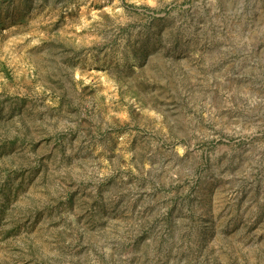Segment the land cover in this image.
<instances>
[{
  "label": "rangeland",
  "instance_id": "374dc122",
  "mask_svg": "<svg viewBox=\"0 0 264 264\" xmlns=\"http://www.w3.org/2000/svg\"><path fill=\"white\" fill-rule=\"evenodd\" d=\"M0 264H264V0H0Z\"/></svg>",
  "mask_w": 264,
  "mask_h": 264
}]
</instances>
